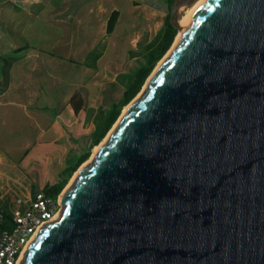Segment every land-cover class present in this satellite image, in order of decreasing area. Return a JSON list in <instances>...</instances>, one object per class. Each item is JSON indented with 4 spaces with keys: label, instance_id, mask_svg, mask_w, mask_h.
Instances as JSON below:
<instances>
[{
    "label": "water",
    "instance_id": "obj_1",
    "mask_svg": "<svg viewBox=\"0 0 264 264\" xmlns=\"http://www.w3.org/2000/svg\"><path fill=\"white\" fill-rule=\"evenodd\" d=\"M140 94L22 264H264V0H207Z\"/></svg>",
    "mask_w": 264,
    "mask_h": 264
},
{
    "label": "crops",
    "instance_id": "obj_2",
    "mask_svg": "<svg viewBox=\"0 0 264 264\" xmlns=\"http://www.w3.org/2000/svg\"><path fill=\"white\" fill-rule=\"evenodd\" d=\"M124 1L131 2L0 0V211H11L19 196L18 165L52 164L59 149L91 132L103 84L120 77L101 75L116 60L117 45L108 41L118 28L108 35L101 21L114 10L122 17L115 5ZM95 50L102 53L96 63L89 59ZM77 92L85 100L79 113Z\"/></svg>",
    "mask_w": 264,
    "mask_h": 264
},
{
    "label": "rangeland",
    "instance_id": "obj_3",
    "mask_svg": "<svg viewBox=\"0 0 264 264\" xmlns=\"http://www.w3.org/2000/svg\"><path fill=\"white\" fill-rule=\"evenodd\" d=\"M115 6L121 8L120 10L123 14L122 17H120L115 35L109 38L111 41H108L109 46H113L114 44L117 45L113 50L115 51V62L113 64L111 62L109 65L104 66L102 69V77L104 76V74H106L109 79L115 77V75L132 73L138 68L139 62L141 60L136 57L133 58L131 56V52L140 51L144 46L152 42L161 28L164 26V22L167 16L166 7L161 6L156 0L149 3H144L141 0H131L130 4L128 3V1H124L122 4L118 3ZM113 7L114 5H109L110 9ZM192 7L182 8L180 12V21L187 16ZM108 19L106 22L105 20L101 21L103 23V31H106L107 29ZM97 26L98 25L96 24L95 28H97ZM181 31L182 30L179 31L172 47H175ZM171 51H169L167 55L170 54ZM160 63L158 64V66L160 65ZM156 69L154 71H156ZM152 74H154V72ZM116 81L117 83L114 84H112L111 82H109L105 86L103 84L104 91L102 93L103 95L101 99L102 109H109L113 102H118L121 99L125 90V87L123 86L124 83L118 77L116 78ZM142 91H144V87ZM139 96L140 94L137 97ZM127 107H125L123 113L125 112ZM116 124L114 125V127L116 126ZM114 127L112 128V130L114 129ZM94 128L95 124L93 120L91 132L85 134L76 142H72L70 150L67 147H64L61 150L59 149L56 153L58 161H55L52 164L34 163L30 165V167L23 164L18 165L14 174L18 175L20 183V193L18 192L19 195H29L30 192H32V185L35 186V190L37 192L41 189H44V187L48 184L52 185L57 183L63 177V171L66 168L67 159L71 155L82 154L90 147L92 138L91 135L94 131ZM112 130L109 132V134L112 132ZM108 135L100 145L105 143ZM100 145L93 149L90 159L81 167L91 163L92 158L94 154H96ZM77 172L74 174L66 188L70 187L74 183V181L76 180ZM33 194L34 193H32V195Z\"/></svg>",
    "mask_w": 264,
    "mask_h": 264
},
{
    "label": "trees",
    "instance_id": "obj_4",
    "mask_svg": "<svg viewBox=\"0 0 264 264\" xmlns=\"http://www.w3.org/2000/svg\"><path fill=\"white\" fill-rule=\"evenodd\" d=\"M157 2L167 9L164 26L152 42L144 46L140 51L131 52L133 58L136 57L141 60L139 66L132 73L120 75L119 79L122 80L125 87L124 93L118 102H113L107 110L102 109L95 117V128L91 135L90 147L80 155H71L67 159L63 177L57 183L48 184L44 187L45 193L53 199H57L63 193L74 174L90 159L93 149L103 142L121 117L125 107L141 93L149 77L172 48L179 33V30L171 23V8L175 0H157ZM120 15L121 13L118 10H114L111 13L107 23L108 35L113 34L115 31ZM101 56L102 53L99 50H95L90 54L89 59L96 63ZM72 105L76 113L83 109L85 100L81 93L77 92L73 96ZM11 225H13L11 212L5 208L0 211V226L10 228Z\"/></svg>",
    "mask_w": 264,
    "mask_h": 264
},
{
    "label": "built area",
    "instance_id": "obj_5",
    "mask_svg": "<svg viewBox=\"0 0 264 264\" xmlns=\"http://www.w3.org/2000/svg\"><path fill=\"white\" fill-rule=\"evenodd\" d=\"M61 196L53 199L43 189L33 195H19L11 208L13 225L0 226V264H22L37 234L58 221L62 213Z\"/></svg>",
    "mask_w": 264,
    "mask_h": 264
},
{
    "label": "bare ground",
    "instance_id": "obj_6",
    "mask_svg": "<svg viewBox=\"0 0 264 264\" xmlns=\"http://www.w3.org/2000/svg\"><path fill=\"white\" fill-rule=\"evenodd\" d=\"M206 1H207V0H200V1H198V2H197V3L191 8V10L188 12L187 16L184 17V18L179 22V25L181 26L180 28H181L182 31H181V34H180V36H179V38H178V40H177V42H176V44H175V47L177 46V44L179 43L180 39L182 38V35H183V33L185 32L188 23L192 20L193 16L196 14V12L202 7V5H203ZM175 47H173L172 50L175 49ZM171 53H172V51H171ZM171 53L168 54V55L164 58V60L167 59V58L171 55ZM164 60H163V61H164ZM140 95H141V94H140ZM138 99H139V98H138ZM128 109H129V107L126 108L124 114L127 113ZM116 127H117V124H116V126L114 127V129H115ZM114 129L112 130V132L114 131ZM112 132H111V133H112ZM111 133L108 135V137L111 135ZM107 140H108V138H107ZM107 140H106V141H107ZM106 141H105V143H106ZM105 143H103L102 145H105ZM102 145H100V147H102ZM100 147L98 148L97 152L99 151ZM97 152H96V153H97ZM94 156H95V154H94ZM94 156H93V157H94ZM89 164H90V163H89ZM89 164H88V165H89ZM88 165L83 166V167H87ZM76 179H77V175H76ZM74 182H75V181H74ZM72 185H73V184H72ZM72 185H71V186H72ZM71 186H70V187H71ZM23 261H24V260H23ZM22 263H23V262H22Z\"/></svg>",
    "mask_w": 264,
    "mask_h": 264
}]
</instances>
